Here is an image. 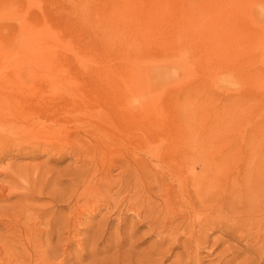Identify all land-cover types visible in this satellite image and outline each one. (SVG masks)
<instances>
[{
    "label": "rangeland",
    "instance_id": "obj_1",
    "mask_svg": "<svg viewBox=\"0 0 264 264\" xmlns=\"http://www.w3.org/2000/svg\"><path fill=\"white\" fill-rule=\"evenodd\" d=\"M0 101V264H264V0H0Z\"/></svg>",
    "mask_w": 264,
    "mask_h": 264
},
{
    "label": "bare ground",
    "instance_id": "obj_2",
    "mask_svg": "<svg viewBox=\"0 0 264 264\" xmlns=\"http://www.w3.org/2000/svg\"><path fill=\"white\" fill-rule=\"evenodd\" d=\"M0 105H4L5 108H3V109H7V112H8V111H14V105L11 106V104H5V103H3L2 101H0ZM9 106H11V107H9ZM49 106H50V105H49ZM49 106H48V107H49ZM51 108H53V107H49L48 110H47L46 108H44V110L41 109L42 111L40 112V115L43 114V113L46 112V111L49 112V110H50ZM72 108H73V107H72ZM80 109H81V108H80ZM32 110H33V112L36 111V110H34L33 108H32ZM53 110H54V112H51V111H50L51 114H49V116L55 115V114H57V113H62V114L64 115L63 120L65 121V123L68 124V122L70 121V116L72 117V115L69 114V113L71 112L72 109L69 108V107L67 106V102H66V105H64V107H61V108H55V109H53ZM29 111H31V110H29ZM37 112H38V111H37ZM77 112H79V111H76V118L79 117V115L77 116V114H78ZM5 113H6V111H5ZM3 114H4V112H3ZM47 114H48V113H47ZM71 114H74V115H75V113H73V111H72ZM4 116H5V115H4ZM38 116H39V115H38ZM43 117H44V116H43ZM45 117H46V115H45ZM16 118H17V117H16ZM30 118H31V117H30ZM47 118H48V117H47ZM61 118H62V117H61ZM25 119H27V117H25ZM56 119H57V117H56ZM79 119H83V120H84V118H80V117H79ZM58 120H62V119H58ZM75 121H77V120H75ZM78 121H79V120H78ZM78 121H77V122H78ZM81 121H82V120H81ZM81 121H80V125H81L80 128H83V126H84L86 123L83 121L85 124L82 125L83 122H81ZM51 122H52V121H51ZM59 122H60V121H59ZM21 123H23V120L21 121ZM53 123H55V122H53ZM78 123H79V122H78ZM67 124H66V125H67ZM75 124H77V123H75ZM6 125H8V124H6ZM13 125H15V124H13ZM23 125H24V123H23ZM64 125H65V124H64ZM66 125H65V126H66ZM17 126H18V125H17ZM24 126H25V125H24ZM58 126H59V125H58ZM2 127H4V125H2ZM12 127H13V126H12ZM18 127H19V126H18ZM20 127H21V126H20ZM20 127H19V128H20ZM77 127H79V126L77 125ZM13 128H14V127H13ZM15 128H16V127H15ZM84 128H85V127H84ZM7 129H9V128H7ZM60 129H61V128H60ZM60 129H58V130H60ZM78 129H79V128H78ZM86 129H87V128H86ZM58 130H57V129H54V130H51V131L57 133ZM80 130H81V129H80ZM82 130H83V129H82ZM60 131H61V130H60ZM60 131H58V132H60ZM62 131H63V130H62ZM62 131H61L60 133H62ZM69 131H71V130H69ZM85 131H86V130H85ZM85 131H84V132H85ZM53 132H52V133H53ZM67 132H68V131H67ZM73 132H74V130H73ZM8 133H9V132H8ZM10 133H12V132H10ZM52 133H50V134H52ZM68 133H71V132H68ZM75 133H76V132H75ZM77 133H78V132H77ZM77 133H76V134H77ZM81 133H82V132H81ZM38 134H39V133H38ZM66 134H67V133H66ZM76 134H75V135H76ZM85 134H87V131L85 132ZM60 135H61V134H60ZM62 135H63V134H62ZM68 135H69V134H68ZM68 135H67V136H68ZM79 135H80V133H79ZM1 136H2V135H1ZM1 136H0V137H1ZM37 136H38V135H37ZM53 136H54V135H53ZM58 136H59V135H58V133H57V137H58ZM72 136H74V135H72ZM80 137H81V136H80ZM80 137H78V134H77V137H76L77 140H76V141L80 140ZM55 138H56V136H55ZM62 138H64V137H62ZM78 138H79V139H78ZM86 138H87V137H86ZM105 138H106V137H105ZM3 139H4V138H3ZM3 139H0V140L2 141ZM60 139H61V137H60ZM4 140H5V139H4ZM49 140L51 141V139H49ZM53 140H54V139H53ZM53 140H52V141H53ZM61 140H62V139H61ZM84 140H86V139H84ZM45 141H46V140H45ZM62 141H63V140H62ZM67 141H68V140H67ZM8 142H9V141H8ZM28 142H29V141H28ZM65 142H66V140H65ZM70 142H71V141H70ZM80 142H81V141H80ZM4 143H5V142H4ZM10 143H12V142L10 141ZM14 143H15V142H14ZM20 143H21V142H20ZM46 143H47V142H46ZM49 143H50V142H49ZM67 143H68V142H67ZM82 143H83V142H82ZM2 144H3V141H2ZM17 144H19V143H17ZM35 144H36V143H35ZM54 144H55V143H53V145H54ZM79 144H81V143H79ZM12 145H13V143H12ZM14 145H15V144H14ZM40 145H41V144H40ZM40 145H38V146H40ZM64 145H65V144H64ZM68 145H69V143H68ZM81 145H82V144H81ZM81 145H80V147H81ZM18 146H19V145H17V148H18ZM54 146H55V145H54ZM54 146H52V147H54ZM82 146H83V145H82ZM95 146H96V145H95ZM1 147H2V146H1ZM33 147H34V146H33ZM84 147H85V144H84ZM22 148H23V147H22ZM1 149H2V148H1ZM64 149H65V148H64ZM95 149H96V148H95ZM81 150H82V149H81ZM1 151H2V150H1ZM83 153H84V152H83ZM95 154H96V153H95ZM99 154H100V153H99ZM0 155H1V154H0ZM82 155H83V154H82ZM103 155H104V154H103ZM85 156H87V155H85ZM3 157H4V155H3ZM0 158H1V157H0ZM83 158H85V157H83ZM94 158H95V157H94ZM100 158H101V157H100ZM112 158H113V157H112ZM101 159L103 160V158H101ZM106 159H107V158H105V160H106ZM113 159H114V158H113ZM135 159H136V158H135ZM111 160H112V159H111ZM125 160H126V159H125ZM107 161H108V159H107ZM112 161L114 162V160H112ZM112 161H111V162H112ZM118 161H120V160H118ZM126 161H127V160H126ZM97 162H98V161H97ZM100 162H102V161H100ZM104 162H105V161H103V163H104ZM111 162H110V163H111ZM113 162H112L111 164H113ZM105 163H106V162H105ZM121 163L125 164V163H124V160H123ZM127 163H128V162H127ZM114 164H115V162H114ZM114 164H113V165H114ZM105 165H106V164H105ZM87 166H88V165H87ZM103 166H104V165H103ZM107 167H108V166H107ZM107 167H106V169L109 170V168H107ZM26 168H27V167H26ZM103 168H104V167H103ZM34 169H35V168H34ZM94 169H95V168H94ZM225 169H226V168H225ZM82 170H83V169H82ZM84 170H85V169H84ZM99 170H100V169H99ZM99 170H98V171H99ZM128 170H129V169H128ZM205 170H207V171L210 172V171H212V168H211V167H208V168H206ZM227 170H228V169H227ZM96 171H97V169H96ZM102 171H103V170H102ZM104 171H105V169H104ZM15 172H16V171H15ZM24 172H25V171H24ZM94 172H95V171H94ZM99 172H100V171H99ZM18 173H19V171H18ZM45 173H46V172H45ZM100 173H103V172H100ZM212 173H213V172H212ZM212 173H211V175H214V174H215V173H214V174H212ZM29 174H30V173H29ZM81 174H82V173H81ZM83 174H84V173H83ZM218 174H219V173H218ZM221 174H222V173H221ZM14 175H17V174L15 173ZM86 175H87V174H86ZM106 175H107V173H106ZM224 175H225V174H224ZM228 175H229V174H228ZM23 176H24V175H23ZM79 176H81V175H79ZM13 177H14V176H13ZM21 177H22V176H21ZM29 177H30V176H29ZM77 177H78V176H77ZM82 177H84V176L82 175ZM82 177H81V178H82ZM106 177H107V176H106ZM222 177H223V176H222ZM15 178H16V177H15ZM26 178H27V177H26ZM219 178H220V177H219ZM18 179H19V176H18ZM30 179H31V178H30ZM100 179H101V178H100ZM102 179H103V181H104V179L107 180V178H105L104 176H102ZM228 179H229V176H228ZM85 181H86V180H85ZM217 181H218V180H217ZM219 181H222V178H221V180H219ZM223 181H224V180H223ZM225 181H226V180H225ZM16 182H17V181H16ZM77 182H78V181H77ZM210 182H211V181H210ZM20 183H21V182L19 181V185H20ZM79 183H80V182H79ZM100 183H101V182H100ZM130 183H131V181H130ZM217 183H218V182H217ZM21 184H22V183H21ZM30 184H31V183H30ZM90 184H91V183H90ZM220 184H222V182H221ZM224 184H225V183H224ZM14 185H15V184H14ZM77 185H78V184H77ZM128 185L131 186L130 184H128ZM128 185H126V186H128ZM227 185H228V184H227ZM88 186H89V184H88ZM210 186H211V184H210ZM218 186H220V185H218ZM221 186H222V185H221ZM223 186H225V185H223ZM15 187H16V186H15ZM21 187H22V185H21ZM18 188H19V186H18ZM24 188H26V187H24ZM24 188H22V189H24ZM86 188H87V187H86ZM130 188H131V187H130ZM217 188H218V187H217ZM217 188H215V189H217ZM16 189H17V187H16ZM22 189H19V190L22 191ZM29 189H30V188H29ZM34 189H35V188H34ZM83 189H84V188H83ZM218 189H219V188H218ZM77 190H78V189H77ZM12 191L15 192L16 190L14 191V188H12ZM29 191H30V190H29ZM31 191H32V189H31ZM41 191H42V190H41ZM41 191H40V192H41ZM78 191H79V190H78ZM211 191H212V190H211ZM215 191H217V190H215ZM215 191H214V192H215ZM10 192H11V188H10ZM13 192H11L12 194H11V193H10V194H11V195H16V194H13ZM24 192H25V191H24ZM40 192L38 191V193H40ZM76 192H77V191H76ZM81 192H82V191H81ZM18 193H22V194H23V191H22V192H18ZM18 193H17V194H18ZM28 193H29V192H28ZM38 193H36V194H38ZM229 193H232V192H229V191H228V188H226V187H225V189L222 188V189L220 190V195H229ZM31 194H32V193H31ZM31 194H30V195H31ZM42 194H43V193H42ZM79 194H80V193H79ZM94 194H95V193H94ZM208 194H209V193H208ZM213 194H214V193H213ZM217 194H218V193H217ZM23 195L25 196V194H23ZM26 195H27V194H26ZM39 195H40V194H38V196H39ZM211 195H212V194H211ZM19 196H21V195H19ZM52 196H54V194H52L51 197H52ZM78 196H79V195H78ZM40 197H43V196L40 195ZM80 197H83V196L80 195ZM84 197H85V196H84ZM218 197H219V196H218ZM222 197H223V196H222ZM52 198H53V197H52ZM54 198H55V200H56V197H54ZM57 198H58V197H57ZM29 199H30V197H29ZM36 199H37V198H36ZM59 199H61V198H59ZM77 199H78V198H77ZM204 199H205V198H204ZM204 199H203V200H204ZM215 199L217 200V198H215ZM220 199H221V198H220ZM262 199H263V198H262ZM22 200H23V199H22ZM61 200H63V199H61ZM79 200H80V199H79ZM221 200H222V199H221ZM227 200H228V197H227ZM33 201H34V200H32V202H33ZM59 201H60V200H59ZM68 201H69V199H68ZM68 201H67V202H68ZM27 202H28V201H27ZM27 202H26V205H27ZM75 203H76V202H75ZM206 203H208V202H206ZM33 204H34V203H33ZM216 204H218V202H217ZM28 205L32 207V203H31V204L28 203ZM28 205H27V206H28ZM37 205H39V204H37ZM45 205H46V204H45ZM45 205L43 204L44 207H45ZM47 206H48V205H47ZM34 207H36V206L34 205ZM39 207L41 208L42 206H39ZM39 207L37 206V208H39ZM50 207H51V206H50ZM78 207H79V206H78ZM26 208L28 209V207H26ZM29 208H30V207H29ZM46 208H47V207H45V209H46ZM48 208H49V206H48ZM76 208H77V207H76ZM220 208H221V207H220ZM223 209H224V208H223ZM223 209H222V210H223ZM30 210H31V209H30ZM35 210H36V209H35ZM75 210H76V209H75ZM81 210H82V209H81ZM81 210H80V212H81ZM162 210H163V209H162ZM47 211H48V210H47ZM31 212H32L33 214L35 213V211H33V209H32ZM31 212H30V216H31ZM40 212L42 213L43 211H40ZM40 212H39V215H40ZM49 212H50V211H49ZM77 212H78V211H77ZM82 212L84 213V210H83ZM47 213H48V212H47ZM33 214H32V216H33ZM36 214H37V213H36ZM36 214H34V219H33V217L31 218V219H33V220H36V221H34L35 223H36L37 220L39 219V217H38L39 215L36 216V218L38 217V219H35V215H36ZM45 214H46V213H45ZM78 214L83 215L82 213H79V212H78ZM28 215H29V213H28ZM43 215H44V214H43ZM47 215H48V214H47ZM49 215H50V214H49ZM49 215H48V216H49ZM26 216H27V215H26ZM45 216H46V215H45ZM52 216H53V215H52ZM52 216H49L48 218H50V217L52 218ZM43 217H44V216H43ZM73 217H74V216H73ZM40 218H41V217H40ZM44 218H45V217H44ZM48 218L46 217V219H48ZM46 219H45V220H46ZM72 219H73V218H72ZM43 220H44V219H43ZM74 220H75V219H74ZM48 221H49V219H48ZM50 221H51V219H50ZM53 221H54V219H53ZM71 222H72V220L70 221V223H71ZM46 223H48V222H46ZM46 223H45V224H46ZM51 223H52V222H51ZM22 225H23V224H22ZM49 225H50V224H48L47 226H49ZM35 227H36V226H35ZM29 228H30V227H29ZM32 228H34V226H33ZM46 229H47V228H46ZM46 229H45V230H46ZM51 229H52V228H51ZM59 229H60V228H59ZM59 229H58V230H59ZM27 230H28V228H27ZM53 230H54V229H53ZM59 231H60V230H59ZM39 232H40V231H39ZM47 232H48V230H47ZM51 232H52V230H51ZM25 233H26V232H25ZM41 233H42V232H41ZM41 233H40V234H41ZM49 234H50V232H49ZM52 234H53V233H52ZM26 236H27V235H26ZM30 239H31V237H30ZM29 243H30V241H29ZM20 251H21V250H20ZM19 254H20V253H19ZM20 256H21V255H20ZM13 257H14V256H13ZM18 257H19V256H18ZM28 258H29V257H28ZM8 262H9V261H8ZM23 262H24V261H23Z\"/></svg>",
    "mask_w": 264,
    "mask_h": 264
}]
</instances>
